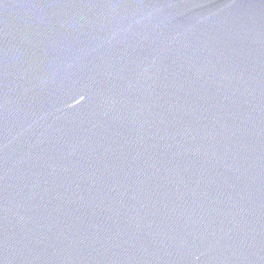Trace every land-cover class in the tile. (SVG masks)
<instances>
[{
  "label": "water",
  "instance_id": "1",
  "mask_svg": "<svg viewBox=\"0 0 264 264\" xmlns=\"http://www.w3.org/2000/svg\"><path fill=\"white\" fill-rule=\"evenodd\" d=\"M0 264H264V0H0Z\"/></svg>",
  "mask_w": 264,
  "mask_h": 264
}]
</instances>
